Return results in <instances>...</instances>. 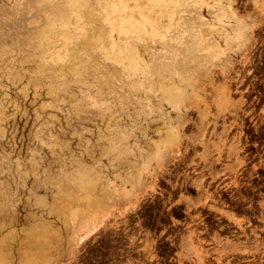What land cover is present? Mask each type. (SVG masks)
<instances>
[{
    "label": "rangeland",
    "instance_id": "374dc122",
    "mask_svg": "<svg viewBox=\"0 0 264 264\" xmlns=\"http://www.w3.org/2000/svg\"><path fill=\"white\" fill-rule=\"evenodd\" d=\"M159 1L106 0L111 32L99 0H0V264H264V0L235 3L262 28L245 69L190 58L191 0Z\"/></svg>",
    "mask_w": 264,
    "mask_h": 264
},
{
    "label": "bare ground",
    "instance_id": "6f19581e",
    "mask_svg": "<svg viewBox=\"0 0 264 264\" xmlns=\"http://www.w3.org/2000/svg\"><path fill=\"white\" fill-rule=\"evenodd\" d=\"M99 1H100L102 8H103V11L106 13V20H105L106 24L110 26L111 32L116 31L115 28L118 24H115V22L112 21V14L115 11V8L118 7V3L108 4L106 2V0H99ZM156 1L157 0H155V2ZM160 1L163 2V0H160ZM248 1H250V0H248ZM159 2H157V5H159ZM190 2H191V7L193 8V11L195 12V17L193 18L194 22L192 23V27H191V47L188 50H186L187 55L190 56V58L205 59V58H208L209 56H214V55L218 56L225 49V50H231L234 53H236L237 55H239V57H241L240 64L242 65V68L245 69L246 67L251 65L253 63V58L255 57L254 55H256V54H254V46L257 42L259 43L258 39H256V37L254 35V30L255 29L261 30L262 29L261 26L258 25V18L254 17V13L248 15V17H246V18L242 17L239 14L238 10L236 9V6L238 5V2H237V5H235L236 0H191ZM241 2H242V0L239 1L240 4H241ZM243 2H245V1H243ZM175 3H176V7H180L182 4L180 1H175ZM224 4H228V5H230V7L225 8L222 6ZM246 4L247 3H245L244 5H246ZM249 4L251 5V3H249ZM253 4H254L255 9L259 8L258 2L253 3ZM237 8H239V7L237 6ZM243 8H246V7H243ZM159 11L161 12V10H159ZM263 11H264V4H263L262 12ZM89 12L93 13L92 11H89ZM168 14H169V11H165L164 16H163V12L158 14L157 23L155 24L154 22H150V25L145 27L143 39H144V42L145 41L148 42L147 44L144 43V47H145L146 51L149 48V44L157 43V41H158L157 38L160 37L161 41L164 40L165 33H167L173 27L174 23L172 22L171 19L168 18ZM207 15H208V18H207ZM84 18L86 19V17L84 15L80 16V15L75 14V16L72 19V21H73L72 24L75 27H80V22L85 23ZM171 18L174 21H176L174 19L173 14L171 15ZM95 22L96 21L92 22L93 26H95L94 25ZM261 22L264 23V13H262ZM241 27H243L245 29V31L242 34H241ZM133 28H134V26L132 24H125V25H123V29H121V30L123 32L128 33L129 31H132ZM104 39L105 38L103 36L100 38V41H103ZM223 44L225 46H223ZM99 45H101L104 49H106L109 46L112 48L118 49V46L116 43L110 44L109 46H106L102 43H99ZM262 46H264V45H262ZM104 53L108 58L111 57L109 52L105 51ZM147 54H149V53H147ZM212 54H214V55H212ZM148 57H149V55H147V57H144L142 59L144 62L143 75H144V78L147 82L151 81L153 78L152 71H151L152 63ZM222 57L224 58V56H222ZM222 57H221V59H223ZM219 60H220V57H219ZM135 69H136V65L131 67V75L135 74V72H134ZM244 79H245V76L243 75V72H238V70H237V77H236L235 82L239 85H243ZM178 88H181V87H179V85H176V86L174 85L168 89H165V92H166L165 94L168 96L170 102L171 103L173 102V106L178 108L179 110H181V104L184 102V98L181 95V92L177 91ZM238 113L235 114L236 119L239 118ZM240 119L241 118H239V120ZM242 121H244V120H241V122ZM235 125L236 126H242L241 123H239V124L236 123ZM185 129H187V128H185ZM206 133H208V129H207ZM174 135H176V133L173 131L169 134L170 137H173ZM204 140H206L205 137H204ZM204 140L202 139V142ZM240 141H242V140H240V138H238V143ZM182 147H184V144ZM192 149H194V148H192ZM180 151H181V148L178 147V149L175 151V153L179 154ZM243 165L247 166V164H245V163ZM242 169H243V167H242ZM233 175H234V173H233ZM242 175H244V172L240 171V172L236 173L235 177L239 178ZM157 180H158V178H157ZM203 184L201 183V184H198V186H197V188L200 190L199 191L200 193H202V189L204 186ZM226 186H228V184ZM251 196H252V194H251ZM212 197H214V195ZM212 197L210 196V198H212ZM208 200H210V199H208ZM252 201L253 200H251V202ZM249 208H251V207L249 206L248 209ZM246 210H247V208H246ZM248 211H250V210H248Z\"/></svg>",
    "mask_w": 264,
    "mask_h": 264
},
{
    "label": "flooded vegetation",
    "instance_id": "af4514ba",
    "mask_svg": "<svg viewBox=\"0 0 264 264\" xmlns=\"http://www.w3.org/2000/svg\"><path fill=\"white\" fill-rule=\"evenodd\" d=\"M263 96H264V92H263V94L258 93V95H255V96H254V99H259V98H261V97H263ZM250 154H251V153H250ZM249 159H250V161H251L252 159H254V154L251 155V157H250Z\"/></svg>",
    "mask_w": 264,
    "mask_h": 264
},
{
    "label": "snow or ice",
    "instance_id": "6c2138e0",
    "mask_svg": "<svg viewBox=\"0 0 264 264\" xmlns=\"http://www.w3.org/2000/svg\"><path fill=\"white\" fill-rule=\"evenodd\" d=\"M223 7H225V8H228V7H230V5H228V4H224V5H222ZM245 31V29L243 28V27H241V34L243 33ZM178 194V193H177Z\"/></svg>",
    "mask_w": 264,
    "mask_h": 264
}]
</instances>
